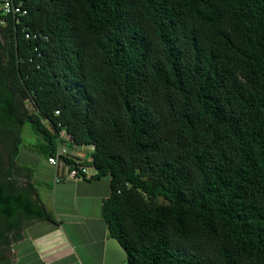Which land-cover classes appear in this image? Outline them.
I'll list each match as a JSON object with an SVG mask.
<instances>
[{"label": "trees", "instance_id": "16d2710c", "mask_svg": "<svg viewBox=\"0 0 264 264\" xmlns=\"http://www.w3.org/2000/svg\"><path fill=\"white\" fill-rule=\"evenodd\" d=\"M13 1L27 10L16 24L0 7L13 241L52 219L10 178L22 128L49 157L60 124L95 147L101 216L128 264H264V0Z\"/></svg>", "mask_w": 264, "mask_h": 264}, {"label": "crops", "instance_id": "0c3cea01", "mask_svg": "<svg viewBox=\"0 0 264 264\" xmlns=\"http://www.w3.org/2000/svg\"><path fill=\"white\" fill-rule=\"evenodd\" d=\"M30 183L32 198L52 219H36L24 227L21 238L13 241L11 264H128L125 251L109 236L101 216L110 195L108 177L57 184L51 180L46 201L32 177Z\"/></svg>", "mask_w": 264, "mask_h": 264}, {"label": "built area", "instance_id": "2783aa9c", "mask_svg": "<svg viewBox=\"0 0 264 264\" xmlns=\"http://www.w3.org/2000/svg\"><path fill=\"white\" fill-rule=\"evenodd\" d=\"M0 7L3 14L11 15L16 24L27 14L22 2L0 0ZM26 36L28 37V35ZM55 114L58 115L59 111H55ZM57 128L58 130L50 128L56 136V145L53 155L47 157L48 165L54 170L52 182L57 184L69 179H90L96 172L94 167L88 165L95 149L94 145L77 144L72 135L60 124L57 125Z\"/></svg>", "mask_w": 264, "mask_h": 264}, {"label": "rangeland", "instance_id": "374dc122", "mask_svg": "<svg viewBox=\"0 0 264 264\" xmlns=\"http://www.w3.org/2000/svg\"><path fill=\"white\" fill-rule=\"evenodd\" d=\"M21 145L18 148L14 162L17 168L20 170H12L11 180L15 186L28 188L30 183V177L34 182V187L39 189V195L41 198H45L47 192V183L53 180L54 170L47 164V154L44 151H40L39 145L41 138L38 136L32 125L26 123L22 128ZM9 149H4L3 157H7ZM1 151V150H0ZM6 171L8 170L7 164L5 165ZM24 169V170H23ZM27 170V171H26ZM44 192L41 193V192ZM12 258V252H10Z\"/></svg>", "mask_w": 264, "mask_h": 264}, {"label": "flooded vegetation", "instance_id": "af4514ba", "mask_svg": "<svg viewBox=\"0 0 264 264\" xmlns=\"http://www.w3.org/2000/svg\"><path fill=\"white\" fill-rule=\"evenodd\" d=\"M8 135V131H7ZM7 138V136H6ZM7 147L2 146L0 150L4 152V149H10L9 138H7ZM26 188V186H23ZM10 221L4 222L0 217V264H11V247L13 244L14 229L10 227Z\"/></svg>", "mask_w": 264, "mask_h": 264}]
</instances>
